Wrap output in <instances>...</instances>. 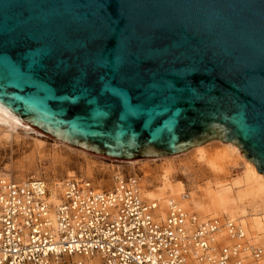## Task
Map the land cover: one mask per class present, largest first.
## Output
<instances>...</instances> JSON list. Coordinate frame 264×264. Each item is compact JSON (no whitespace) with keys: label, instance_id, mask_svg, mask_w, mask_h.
Returning <instances> with one entry per match:
<instances>
[{"label":"water","instance_id":"95a60500","mask_svg":"<svg viewBox=\"0 0 264 264\" xmlns=\"http://www.w3.org/2000/svg\"><path fill=\"white\" fill-rule=\"evenodd\" d=\"M0 107L101 156L221 140L264 173V0H0Z\"/></svg>","mask_w":264,"mask_h":264},{"label":"built area","instance_id":"2783aa9c","mask_svg":"<svg viewBox=\"0 0 264 264\" xmlns=\"http://www.w3.org/2000/svg\"><path fill=\"white\" fill-rule=\"evenodd\" d=\"M56 188L57 203L45 179L0 174V264H242L247 247L264 264L241 222L202 219L175 198L163 218L134 175H115L107 190L76 178ZM223 231L232 244L220 243Z\"/></svg>","mask_w":264,"mask_h":264},{"label":"rangeland","instance_id":"374dc122","mask_svg":"<svg viewBox=\"0 0 264 264\" xmlns=\"http://www.w3.org/2000/svg\"><path fill=\"white\" fill-rule=\"evenodd\" d=\"M20 135L25 139V143L21 147H15L14 150L8 148L5 149L6 151L4 148H0V171L10 177L17 180L42 178L58 191L56 187H61L65 179L71 178L70 174H75L76 178L90 179L100 190L111 188L114 185V176L117 174L137 175L141 180L145 195V190L159 192L167 178L172 186H180L182 193L179 196L168 190L165 192L163 203L169 198L179 199L189 212L197 213L202 219L215 216L229 217L233 213L237 207L235 202H231L225 209H220L209 203L206 193L209 187L221 190L222 187L228 185L233 188L232 192L236 193L238 186L235 183L242 180L246 171L245 160L229 156L228 159L231 162L220 161L224 168L223 174L215 175L209 160H215L219 153H225V142L221 140L203 144L204 158H200V149L195 147L178 155L121 160L75 147L48 134L40 136L38 133H33L32 130L24 129L22 132L20 131ZM245 158L247 157L245 156ZM90 166H92V176L89 177L87 167ZM185 195L188 196L183 199ZM229 197L234 198L235 196L229 195ZM149 198L146 199H154ZM244 206L250 217H252L251 215H260L264 218L263 208H258L261 210V213L258 214V211L254 210L257 207L254 204L246 202ZM245 219L246 217L238 221L246 226L248 241L264 245V239L260 238V235H256L251 227L252 224H246ZM246 262L247 264H259L251 257L247 258Z\"/></svg>","mask_w":264,"mask_h":264},{"label":"bare ground","instance_id":"6f19581e","mask_svg":"<svg viewBox=\"0 0 264 264\" xmlns=\"http://www.w3.org/2000/svg\"><path fill=\"white\" fill-rule=\"evenodd\" d=\"M24 129L25 130H32L33 133H38L40 136L41 135L42 136L47 135L43 131H40V130L36 129L35 127L30 126V125L26 124L25 122L19 120L18 118L13 116L11 113H9L6 109L0 107V148H4V150L11 148L12 150H14L15 147L19 148L22 145H24L25 139L22 138L20 135V131L22 132V130H24ZM3 131H5V132H3ZM224 144L226 146L225 153H219L216 156L215 160H209V163H210L215 175L220 176L221 174H223L224 168L222 166V162H220V161H223V163L226 161L231 162V160L228 159L229 156H236L238 159L241 158V159L245 160V163H246L245 175L243 176L242 180L235 183V185L238 186L236 193L232 192L233 188L229 185L222 187L221 190H219V189L217 190V189H213V188L209 187L208 192L206 193V198L209 201V203L214 204L216 207H218L220 209H225V207L227 205H229L231 202H235L237 207L234 209L233 213L230 214V216H229L230 218L226 217V216H223V217L215 216V217H219L222 220L229 218V219L237 220V221L241 218L246 217V219H245L246 224H248V223L250 225L252 224L251 227L253 228L256 235L258 234V235H260V238L264 239V218H263V216L251 215L252 217H250V215L248 214L249 213L248 210L244 206V205H246V202L251 203L252 205L254 204L255 206H257L254 210L256 212L258 211V214L261 213V210H260L261 208L264 209V206H263L264 203H262V202H264V173H260L256 164L253 161L249 160L248 158H245V156H244L245 154L234 143L225 142ZM202 147H203V145H199L196 147L197 149H200V158L205 157V152L203 151ZM175 155H178V154H175ZM91 169H92V166L87 167V172H88L87 175H89V177L92 176L91 175ZM0 174L9 176L8 174L1 172V171H0ZM134 176H136L139 179L140 190H141L142 196L144 198L150 197L149 199L154 198L153 200H157L159 203L160 214L164 218L165 214H166V211H165V203L166 202L163 203V199L165 198V192L170 190V192L181 196V193H182L181 187L180 186H172L169 183V180H167V178H165V181L163 183L164 186L159 192H156V191L154 192L153 190H145L146 195L149 196V197H147L144 194V190L142 188L140 178L137 175H134ZM69 177L76 178V175L70 174ZM76 179H86V178H76ZM87 180H90V179H87ZM93 185H94V183H93ZM50 186L52 187V185H50ZM52 188H53V194L51 196V201L57 203V202H59V196H58L59 193H58V191H56L54 189V187H52ZM97 189L100 190L99 187ZM103 190H107V189H103ZM229 195H233L235 197L232 198V197H229ZM164 201H166V200H164ZM259 207H260V209H258ZM208 218H213V217H208ZM204 219H206V218H204ZM249 219H250V221H248ZM241 221L244 222V220H241ZM243 226L246 229V226L245 225H243ZM218 239L222 245H230L234 242V240L231 239L225 233V231L218 234ZM245 240L248 243L247 246H249V245H253L254 247L255 246H264V245H258V244H253V243L249 242L247 239V229H246V239ZM242 257H243L242 264H247L246 260L249 257H251L254 261L258 262L259 264H263V262L261 260H258L254 256L253 252L251 251V248H249V247L246 248V250L242 254Z\"/></svg>","mask_w":264,"mask_h":264}]
</instances>
